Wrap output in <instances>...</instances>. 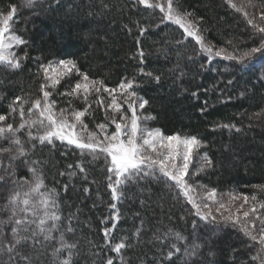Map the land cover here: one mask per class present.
Masks as SVG:
<instances>
[{"label":"trees","instance_id":"1","mask_svg":"<svg viewBox=\"0 0 264 264\" xmlns=\"http://www.w3.org/2000/svg\"><path fill=\"white\" fill-rule=\"evenodd\" d=\"M12 6L17 11L10 27L25 43L13 48L21 59L20 68L0 65V115L8 117V123L14 127L21 123L18 111H10L16 97L29 102L42 97L41 85L46 81L41 65L72 61L77 70L60 78L54 90L48 89L57 111L83 110L82 94L60 95L70 92L83 73L108 88L117 89L131 80L135 85L131 91L148 101L141 116L151 115L149 128L168 136L195 135L202 142L187 177L199 186L193 193L198 204L209 202L207 193L213 189L217 197L255 196L258 207L264 204V74L259 61L255 68H244L224 58L225 53L239 56L260 47V34L227 0H174L179 11L192 14L204 39L224 50L220 56L203 52L178 26L161 23L159 8L138 0H33L31 5L28 0H0V15H7ZM101 97L105 101L98 104ZM109 98L103 91L99 96L89 94L87 103L92 107L84 121L90 127L120 119L121 113L107 107ZM29 106H24L25 119H34ZM122 113L129 115L130 110L124 106ZM28 131L26 126L18 133L30 150L26 158L14 162L15 179L31 181L29 169L37 168L46 189L56 193L61 217L51 241L40 235L37 239L43 246L29 242L20 248L22 255L31 257L29 264H60L69 252L71 264H106L109 258L113 264H261L254 259L258 247L239 226L210 216L203 219L162 173H142L115 185L107 155L83 152L60 141L33 140L32 148ZM31 131L37 135L36 128ZM0 147L11 145L0 139ZM0 159L9 163L4 153ZM0 176H5L0 182V240H4L12 236L13 225L3 223L10 215L3 206L12 184L2 168ZM109 184L117 188V199ZM211 229L221 233L208 246L204 240ZM61 233L66 243L76 247L53 255ZM175 233L184 239L177 240ZM116 243L125 245L120 253L113 250ZM0 250V264H11L8 254ZM15 260L25 264L20 256Z\"/></svg>","mask_w":264,"mask_h":264},{"label":"snow or ice","instance_id":"2","mask_svg":"<svg viewBox=\"0 0 264 264\" xmlns=\"http://www.w3.org/2000/svg\"><path fill=\"white\" fill-rule=\"evenodd\" d=\"M32 3L33 0H28L29 5ZM138 3L150 8H159L163 14L161 23L167 21L178 26L182 29L183 34L193 38L199 44L200 49L208 55L220 56L223 53V49L214 52L211 46L204 43V37L200 34L201 30L197 22L190 19L192 14L179 11L178 6L174 7V0H163V2L155 4L150 3V0H138ZM227 3L238 13L243 14L247 23L252 25L253 29L260 34L261 43L260 47H254L242 55L229 54L225 55L224 58L238 61L244 68H255V62L259 61L261 73L264 74V23L255 22L257 16L259 21L264 22V11L259 10L264 9V3L255 4L253 0H245L240 6H237L233 0H227ZM249 7L256 11L250 13L246 10ZM16 11V7L12 6L7 15H0V65H7L10 68H20L21 59L11 50L25 43L24 39L14 33L10 27V22L13 21ZM145 30L141 29L142 32ZM140 55L143 56V53L141 52ZM56 67L63 68L65 71L51 75L52 65H41L43 77L46 81L45 84L41 85L42 97L29 102L18 96L13 101L10 111L13 113L18 111L21 118V123L18 126L14 127L13 123L7 122L8 117L0 115V122H3L0 125V139L7 140L11 145L8 148L0 147V153L6 154L9 161L5 165L3 159H0V168L7 174L12 184L7 203L3 206L10 215L8 220L3 221V223L13 225L11 239L0 240V248L8 254L11 264H16V256H20L25 264H29L31 257L22 255L20 248L29 242L33 246L35 244L43 246V242L37 239L40 235H43L44 241H51L53 239L52 233L57 228V222L61 219L57 214L56 193L46 189L42 174L37 168L29 169L34 177L33 180L15 179L14 162L22 157L26 158L27 152L30 150L26 149L25 141H22L18 136L20 130L26 126L29 129L27 133L28 143L31 144L32 148L35 147V144L31 143L33 140H37L40 144H51L53 141H60L67 142V144L74 145L81 150L105 153L110 157L108 171L116 176L115 185H121L125 183L126 179L142 173L154 175L158 168L160 173L175 182L184 196L196 207L198 215H202L205 220L209 216L215 220V216H212L211 212L206 214L200 212V204L196 202L193 195L199 186L190 184L187 179L193 154L202 146V142L197 136H181L179 133L164 136L159 129L142 127V124L146 125L151 117L145 116L142 118L137 115L135 100L137 93L131 91L135 87L134 82L131 80L122 82L119 85L118 92L116 88H108L103 84V81L92 80L86 73H83L81 74L82 79L75 83L70 92L60 94L68 96L82 94L85 101L83 110L70 111L69 109L60 108L57 111L56 102L50 99L53 92L48 89L54 90L60 83V78L67 72H71L75 68V64L72 61L61 60ZM156 79L158 80L159 77H156ZM101 91L108 93L111 98V103L107 107L114 113H121L119 120L111 119L110 123L115 125V131L111 132L110 135L106 123L96 126L99 132L103 134L102 139L97 135V132H88L87 125L84 123V119L92 107L87 103L89 94L95 93L99 96ZM118 95H123L122 103L117 101ZM29 103L28 113L35 115L36 118L34 119L31 117L25 119L24 106ZM103 103L102 98L98 99V104ZM147 103V100H142L138 105L139 109H143ZM124 104H127L131 113L130 116L127 113H122ZM224 127H229V125H224ZM33 128L37 129V135L35 136L31 131ZM31 163L35 164L36 162L32 161ZM122 177L125 179H121ZM2 181H5V176H0V182ZM109 187L112 189L113 198L117 199V188L113 184H109ZM261 190L264 191V186H261ZM215 197V189L207 193L208 199L215 200ZM232 198L235 199V197ZM243 200L248 203L249 197L245 195ZM252 200L253 206L250 211L243 212V217L247 223L242 225V229L252 241H259L260 252L264 253V224L260 227L259 236L253 234L252 231L256 228V220L260 219V216L257 215L256 197L253 196ZM218 203L217 212L220 211V208L225 207L223 202ZM204 206L207 207L208 205L205 204ZM112 207L115 208L116 205L113 204ZM259 207L264 208V204H260ZM232 219L230 215L225 217L226 221ZM49 221L52 222L50 226ZM239 221L240 217L237 216L236 222ZM68 231H72V229H68ZM108 231V229H105L106 236ZM0 236H2V233H0ZM175 238L177 240L184 239L180 233H175ZM75 247V244L66 243L64 234L61 233L59 247L53 249V255L60 254L64 249ZM124 247L123 243H116L113 250L120 253ZM173 248H175V245H173ZM175 250L179 251L178 248H175ZM171 255L172 252H169V256ZM71 256L72 253L69 252L68 258L60 261V264H71ZM254 259H260L261 264H264V255H258ZM106 264H113V259H107Z\"/></svg>","mask_w":264,"mask_h":264},{"label":"rangeland","instance_id":"3","mask_svg":"<svg viewBox=\"0 0 264 264\" xmlns=\"http://www.w3.org/2000/svg\"><path fill=\"white\" fill-rule=\"evenodd\" d=\"M235 1H236V2H239L240 5H241L242 3L245 2V0H235ZM253 3H255V4L264 3V0H261L260 2H258V1H256V0H253ZM246 10L249 11L250 13L256 11V10L250 8V7L247 8ZM259 10L264 11V9H259ZM190 19H191V18H190ZM255 22H258V23H264V22L259 21V17H258V16L256 17ZM204 43L207 44V45H209V46H211V47L213 48V51H214V52L222 49V48H220V47H218V46H215V45L212 44L211 42H208V41L205 40V39H204ZM11 51H13V49H12ZM223 52H224V51H223ZM223 55H224V54H223ZM225 55H226V53H225ZM59 61H61V60H57V61L51 63V65H52V69L50 70V74H51V75H55L57 72H64V71H65L63 68H57V67H56V65L58 64ZM73 69L77 70L76 67L73 68ZM61 78H62V77H61ZM80 78L82 79V77H80ZM89 78H90V77H89ZM90 79H92V78H90ZM92 80H94V79H92ZM117 90H118V92H119V87L117 88ZM105 94L108 95V93H106V92H105ZM99 98H100V97H99ZM101 98L103 99V101H105V98H103V97H101ZM123 98H124V97H123ZM123 98H121V97L118 95V96H117V101L120 102V103H122V102H123ZM107 100H108V99H106V101H107ZM135 100H136V104H137V115L141 116V115H142V112L145 111V110H144L145 107L143 108V110H142V109H139V107H138L139 103L142 101V98H141L139 95H137L136 98H135ZM109 101L111 102V98H109ZM129 102H131V101H129ZM109 104H110V103H109ZM124 106L127 107V105H125V104H124ZM124 106H123L122 109H124ZM145 106H146V105H145ZM127 110H129L128 107H127ZM130 114H131V113H130ZM130 114H129V116H130ZM145 116H147V117H151V115L148 114L147 112L144 113L143 116H141V117L143 118V117H145ZM84 120H86V118H85ZM84 123L87 125L88 132H97V135H98L101 139L103 138V134H101V133L99 132V130H98L97 127H94V128L90 127V125L87 123V121H84ZM103 123H106V124L108 125V129H107V131H108V134H109V135L111 134V132L115 131V125H110V124H108L107 121H104ZM144 126H146L147 128H149L148 125H147V123H146V125L142 124V127H144ZM149 129H151V128H149ZM160 131H161V130H160ZM161 132H162V131H161ZM162 133H163V132H162ZM163 134H164V133H163ZM164 136H168V135H165V134H164ZM181 136H184V135H181ZM71 146H74V145H71ZM74 147H76V146H74ZM78 149H79V148H78ZM80 150H81V149H80ZM81 151H83V152H88V153L91 152V151H88V150H81ZM98 154H99V155H101V154L106 155L105 153H102V152H100V153H98ZM194 154H195V153H194ZM194 154H193V155H194ZM97 158H98V157H97ZM192 160H193V157H192ZM192 160L190 161L189 170H190V168H191V166H192V165H191ZM156 172H159L158 168L156 169ZM244 196H245V195H240V196H239V195H231V196H218V197L216 196V197H215V200L208 199V201H209L210 203H209V202H206V204L208 205L207 207L204 206L205 204H202V202H200V203H199V204H200V211H203V212H205V213L211 212L212 216H215V219L218 220V221H226V220H225V217H227V216L230 215V216H232L233 219H232V220H227L226 222H228V223H234L235 225L239 226L238 228L236 227L237 229H239L240 231L244 232L243 229H242V225H244L245 223H247V221H246L245 218L243 217V212H244V211H250L251 207L253 206V200H252V197L248 196V197H249V201H248V203H245L244 200H243V197H244ZM232 197H235V199H233ZM211 202H213V203H211ZM218 202H223V203L225 204V207H224V208H220V211H219V212L216 211V209L219 208V203H218ZM241 205H243V207H241ZM256 205H257V203H256ZM257 208H258V213H257V215L260 216V219H257V220H256V228H255V229H252V231H253V234L259 236V234H260V227H261V225L263 224V220H264V210H263V212H260L258 205H257ZM237 216L240 217V221H239V222H236V217H237ZM210 217H211V216H210ZM253 218H254V217H253ZM220 233H221V230L211 229V230L209 231V237H207V238L204 240V241H205V244L208 245V246H210V245L212 244V241H213V240H216V238L218 237V235H219ZM247 237H248V236H247ZM248 238L250 239V241H251L252 243H254V244L258 247V249H259V251H260V244H259V241H258V240H257V241H252L250 237H248ZM0 254H1V250H0ZM259 255H264V253L259 252Z\"/></svg>","mask_w":264,"mask_h":264}]
</instances>
